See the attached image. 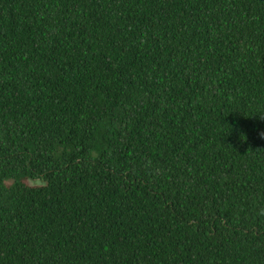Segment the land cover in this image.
<instances>
[{
  "label": "trees",
  "instance_id": "1",
  "mask_svg": "<svg viewBox=\"0 0 264 264\" xmlns=\"http://www.w3.org/2000/svg\"><path fill=\"white\" fill-rule=\"evenodd\" d=\"M264 0H0V264H264Z\"/></svg>",
  "mask_w": 264,
  "mask_h": 264
},
{
  "label": "clouds",
  "instance_id": "2",
  "mask_svg": "<svg viewBox=\"0 0 264 264\" xmlns=\"http://www.w3.org/2000/svg\"><path fill=\"white\" fill-rule=\"evenodd\" d=\"M262 119H264V118H262ZM260 135H261V138L264 139V132L260 133Z\"/></svg>",
  "mask_w": 264,
  "mask_h": 264
}]
</instances>
